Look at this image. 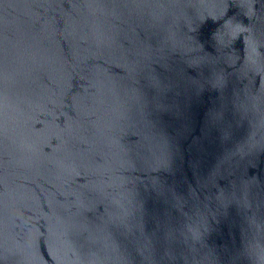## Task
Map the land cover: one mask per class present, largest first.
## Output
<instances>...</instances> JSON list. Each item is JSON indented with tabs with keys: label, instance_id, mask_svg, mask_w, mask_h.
<instances>
[{
	"label": "water",
	"instance_id": "obj_1",
	"mask_svg": "<svg viewBox=\"0 0 264 264\" xmlns=\"http://www.w3.org/2000/svg\"><path fill=\"white\" fill-rule=\"evenodd\" d=\"M0 264H264V0H0Z\"/></svg>",
	"mask_w": 264,
	"mask_h": 264
}]
</instances>
